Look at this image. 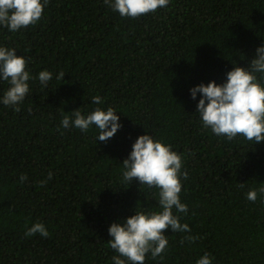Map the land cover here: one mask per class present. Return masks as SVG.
<instances>
[{"label": "trees", "instance_id": "trees-1", "mask_svg": "<svg viewBox=\"0 0 264 264\" xmlns=\"http://www.w3.org/2000/svg\"><path fill=\"white\" fill-rule=\"evenodd\" d=\"M262 45L264 0H170L134 19L104 0H49L35 25L0 26V47L23 56L33 77L19 112L0 104V264H112L109 226L161 211L157 189L122 178L145 134L182 157L188 212L172 211L190 232L166 230V250L144 264H196L205 253L212 264H264V198L247 199L264 187V141L215 136L196 114L201 95L189 91L224 83ZM43 70L53 74L47 88L36 79ZM8 87L0 80V98ZM97 107L113 108L122 125L107 142L94 125L60 126L65 114ZM36 222L48 238L25 236ZM185 236L199 238L180 243Z\"/></svg>", "mask_w": 264, "mask_h": 264}, {"label": "clouds", "instance_id": "clouds-1", "mask_svg": "<svg viewBox=\"0 0 264 264\" xmlns=\"http://www.w3.org/2000/svg\"><path fill=\"white\" fill-rule=\"evenodd\" d=\"M49 0H0V26L10 32H16L35 25L42 17L43 10ZM170 0H104V4L121 17L136 18L165 8ZM27 62L23 56H17L15 49L0 47V80L9 85L0 98V104L20 111L19 105L28 92V81L33 77L26 70ZM264 78V45L256 49L255 55L247 68L235 66L226 73V81L216 84L211 81L205 86L200 84L191 88L190 96L196 99L197 93L201 99L196 105L202 126L210 128L217 137L234 140L241 136L248 141L259 144L264 141V86L257 82V75ZM65 74H57V80H63ZM43 88L53 79L52 72L43 70L38 73ZM92 103L102 104L99 96L92 98ZM117 112L109 107L106 111L100 107L84 115L78 109L71 112V118L65 114L60 122L64 129L74 127L82 133H87L94 125L98 129L96 141L107 142L122 127ZM122 178L130 184L133 179L140 185L158 190L160 212L135 211V214L122 222H114L108 228L111 239L107 242L116 255L111 257L112 264H144L148 254L152 259L161 256L168 246V239L163 234L171 232H190L188 225L180 223L177 212L187 214L188 207L181 203V179L187 180V171H181L183 161L181 155L172 150L171 145L156 141L149 134L137 137L128 157L122 162ZM21 182L27 177L21 175ZM52 179V173H48ZM41 186L46 181H41ZM242 187L243 184H240ZM258 193L264 198V187L251 189L247 199L255 202ZM39 234L48 238L49 232L43 223L36 222L25 232L26 237ZM199 237L185 236L180 243L194 242ZM196 264H212L208 253L201 256Z\"/></svg>", "mask_w": 264, "mask_h": 264}]
</instances>
